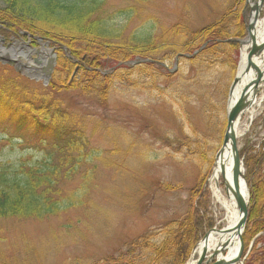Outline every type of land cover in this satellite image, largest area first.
<instances>
[{"label":"trees","instance_id":"1","mask_svg":"<svg viewBox=\"0 0 264 264\" xmlns=\"http://www.w3.org/2000/svg\"><path fill=\"white\" fill-rule=\"evenodd\" d=\"M133 1L147 4L151 0ZM106 2L1 0L0 34L6 39L21 31L40 36L65 46L74 59L89 69L82 67L80 79L69 82L73 65L61 56L49 84L51 90L72 89L83 96L94 95L102 108L114 82L149 97L166 94L181 108L179 114L174 112L176 116H184L193 135L199 133L193 144L204 145L211 131L221 138L225 130L224 104L239 56L234 40L245 35L240 11H228L215 23L198 29L185 22L166 26L150 18L145 28L125 38L126 25L138 10L129 6L109 13ZM118 18L119 25L115 23ZM207 42L203 50L191 56ZM181 54L190 57L179 56L177 69L169 72L175 57ZM136 58L151 62L121 65L107 75L99 72ZM9 73L8 67L0 66V130L5 135L0 140V154L6 147L25 148L30 144L44 152V158L35 163L29 158L3 162L0 156V223L12 219L42 221L82 207L87 185L93 179L90 171L78 172L89 164L83 162L89 157L85 149L87 136L77 127L74 116L59 109L57 101H51L46 88L32 89L18 75L8 80ZM197 106L196 124L202 131L196 130L188 110ZM15 137L19 140L12 143ZM167 147L175 153L195 151L190 150L188 140H170ZM238 156L243 159L250 194L242 238L247 248L257 235L264 234V140L257 149L241 150ZM77 178L80 184L74 188ZM204 181L200 177L190 189L189 208L183 216L137 237L117 254L90 264H185L194 245L213 228L208 219ZM162 190L175 192L178 188L167 185ZM261 243L264 236L257 238L254 247ZM257 257H248L245 264H264V248ZM0 264H7L1 250Z\"/></svg>","mask_w":264,"mask_h":264},{"label":"rangeland","instance_id":"2","mask_svg":"<svg viewBox=\"0 0 264 264\" xmlns=\"http://www.w3.org/2000/svg\"><path fill=\"white\" fill-rule=\"evenodd\" d=\"M235 2L151 0L142 7L140 16L128 24L124 37L138 27L145 28L147 21L154 17L166 26L185 22L198 29L217 21L236 6ZM244 3L239 6V11L244 12L247 22L250 10L248 7L244 9ZM128 5H132L131 0H109L107 10L114 12ZM34 49L38 51V48ZM36 57L32 53L29 59L32 61ZM13 66L11 64L9 69L13 70ZM12 72L6 76L11 77L8 80L16 76ZM6 77L3 79L6 80ZM30 86L33 89L39 85L31 83ZM254 87L255 103L237 123L236 145L239 151L257 149L264 140V84ZM51 91L50 97L60 100L68 112L83 122L89 137L86 146L89 157L83 162L89 164L80 167L78 172L83 174L90 170L94 177L87 185L88 194L82 207L72 209L58 219L41 223L1 222L0 249L7 264H37L38 261L41 264H90L116 254L139 235L157 231L167 222L183 216L190 204L189 191L198 183V176L205 178L202 187L206 195L208 219L216 227L205 188L214 165L209 161L214 159L220 146L221 138H217L216 132L211 131L209 135V131H205L208 134L206 143L200 147L193 144L199 133L193 135L184 116L178 119L174 112L179 114L181 108L166 94L158 98L149 97L114 84L107 107L102 109L96 99L82 97L78 91ZM198 107L188 109L195 124ZM196 126V130L202 131L198 122ZM2 139L5 135L0 130ZM18 140L15 137L12 143ZM170 140H188L190 150L195 151L190 153L184 149L182 153H175L167 147ZM28 148L29 145L25 148L6 147L0 156L3 162L29 158L35 163L43 159V153ZM75 184L77 188L80 181L76 180ZM167 185L178 190H162ZM259 237L256 236L253 242ZM253 242L252 248L241 260L242 264L246 263L247 256L258 259L259 250L264 248L263 243L253 247ZM208 259L207 255L200 264L215 262L214 258Z\"/></svg>","mask_w":264,"mask_h":264},{"label":"bare ground","instance_id":"3","mask_svg":"<svg viewBox=\"0 0 264 264\" xmlns=\"http://www.w3.org/2000/svg\"><path fill=\"white\" fill-rule=\"evenodd\" d=\"M252 13L257 11V1L248 0ZM263 17V18H262ZM253 34H255L256 45H260V56L250 70L248 81L256 85L264 83V3L256 19ZM249 45L243 46L241 50L239 84L235 89L233 101L246 103L248 99L247 91L243 90L245 76L242 74L244 65L249 59L247 51ZM241 91V92H240ZM240 117V116H239ZM238 137V134L236 132ZM233 154L230 143L227 142L223 154L215 161L211 174L207 179L205 188L209 194L210 209L214 214L217 223V230H225L222 233H211L206 242H201L194 252L197 258L203 250H217L225 248V254L216 258L218 264H239V242L237 228L240 220L237 208L246 206L248 201L247 189L239 177L233 186ZM199 258V257H198ZM188 264H194L190 262Z\"/></svg>","mask_w":264,"mask_h":264},{"label":"water","instance_id":"4","mask_svg":"<svg viewBox=\"0 0 264 264\" xmlns=\"http://www.w3.org/2000/svg\"><path fill=\"white\" fill-rule=\"evenodd\" d=\"M264 3V0H257V11L255 12L254 15H251L249 18V22L247 24L246 27V32H247V36L245 39L238 41L239 47L240 49L242 48V46L246 43L249 42L250 44V53H249V59L247 61L246 66L243 68V72L242 74L245 76V79H247L245 81V84L243 85V90L247 91L248 93V99L246 101V103L241 104L240 102H236L233 101L234 96H235V89L238 86V81H239V68L238 71L234 77V80L230 86L229 89V93H228V97H227V101H226V106H225V118H226V130L223 136V140H222V144L220 149L218 150V152L215 155V161L223 154L224 150H225V146L227 144V142L230 143V147H231V152L233 154V180H232V184L233 186L236 184L237 179L240 177L245 185V188L247 189V184L246 181L244 179V168H243V164H242V160H239L238 155H237V146H236V125L238 123V119L240 118L239 116H241L244 112L248 111L254 102L255 99V93H254V88H253V83H250L248 81V75H249V71L251 69L254 68V63L256 61V59L260 56V45H256V38L253 35L252 29L255 28V26H257V17L258 14L260 12V9L262 8V4ZM4 41L2 39H0V44H2ZM14 45H19V46H25V44L22 43H15ZM13 45V46H14ZM46 46V45H45ZM204 47V46H203ZM203 47L201 49H203ZM10 52V50H4L3 48H0V60L2 61V63H6V62H14V60L9 59V56H7ZM53 53V50H45L42 52V55H50ZM5 56V59L8 60H3ZM54 56L55 55H50L49 56V64L47 67L42 69V76L37 74L36 72L39 71V68L37 67H31V65L28 66H23V70L22 74L24 76H26L29 79H33L35 81L38 80H42L44 84L47 83V81L49 80L51 71L53 69V62H54ZM33 63L36 64L37 66H40L42 64L41 59H34ZM241 92V91H240ZM247 206V205H246ZM246 206L242 207V208H237V212L239 214L240 220L238 223V228H237V237H238V242H239V256L237 258V262L240 260V256H241V235L244 231L245 228V224H246ZM225 230H221L219 233L224 232ZM207 239L203 240V242H206ZM201 242H199L194 250L196 249V247L200 244ZM194 250L191 254V257L189 259V263L190 262H194V264H199L200 261L204 258L205 254L209 251V250H203L201 252V254L196 258L194 256ZM225 248H221V249H217V250H210L209 252L212 253V255L216 256L220 253H222V251H224Z\"/></svg>","mask_w":264,"mask_h":264}]
</instances>
